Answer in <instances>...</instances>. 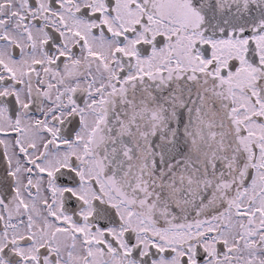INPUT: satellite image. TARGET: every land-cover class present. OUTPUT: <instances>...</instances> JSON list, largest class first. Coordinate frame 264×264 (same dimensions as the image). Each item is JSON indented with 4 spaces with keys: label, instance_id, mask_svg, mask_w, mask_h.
<instances>
[{
    "label": "snow or ice",
    "instance_id": "snow-or-ice-1",
    "mask_svg": "<svg viewBox=\"0 0 264 264\" xmlns=\"http://www.w3.org/2000/svg\"><path fill=\"white\" fill-rule=\"evenodd\" d=\"M0 264H264V0H0Z\"/></svg>",
    "mask_w": 264,
    "mask_h": 264
}]
</instances>
